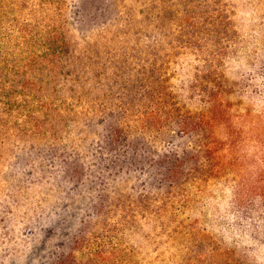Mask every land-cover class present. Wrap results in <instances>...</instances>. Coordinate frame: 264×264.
<instances>
[{"label":"trees","instance_id":"obj_1","mask_svg":"<svg viewBox=\"0 0 264 264\" xmlns=\"http://www.w3.org/2000/svg\"><path fill=\"white\" fill-rule=\"evenodd\" d=\"M99 1L76 39L49 37L41 50L6 43L0 178L24 150L42 166L63 152L61 169L79 186L98 173L112 184L98 211L114 225L112 264H137L120 258L119 235L147 223L159 236L183 233L177 225L216 184L234 193L240 227L264 229V58L252 74L226 69L240 39L237 1ZM133 177L142 190L122 185ZM90 250L81 259L60 251L51 264H100Z\"/></svg>","mask_w":264,"mask_h":264},{"label":"rangeland","instance_id":"obj_2","mask_svg":"<svg viewBox=\"0 0 264 264\" xmlns=\"http://www.w3.org/2000/svg\"><path fill=\"white\" fill-rule=\"evenodd\" d=\"M236 1L240 39L226 66L233 78L254 73V62L264 58V0ZM99 2L0 0V56L10 53L13 45L6 43L18 40L34 41L41 50V43L49 37L76 39L81 15H96ZM256 83L248 82L251 91ZM63 154H55L57 160H52V164L56 162L52 169L51 163L42 166L36 160V165L32 164L37 155L25 150L10 156V168L3 169L0 178V264H51L60 251H72L79 259L89 254L92 258L90 247L100 264H112L114 225H110V216L100 217L98 212L112 184L104 185L94 171L80 186L69 181L62 171L68 169L62 165L67 160ZM122 185L130 188L140 184L133 177L125 179ZM233 196L223 185H213L185 214L189 217L185 226L177 225L185 229L183 233L159 236L147 223L132 233L119 235L123 249L120 258L137 264H211L234 256L243 263L264 264L263 226L240 227L234 214L237 206L231 205ZM231 224L233 229L229 228Z\"/></svg>","mask_w":264,"mask_h":264}]
</instances>
